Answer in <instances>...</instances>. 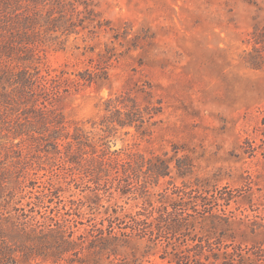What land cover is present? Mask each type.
<instances>
[{
  "label": "rangeland",
  "instance_id": "obj_1",
  "mask_svg": "<svg viewBox=\"0 0 264 264\" xmlns=\"http://www.w3.org/2000/svg\"><path fill=\"white\" fill-rule=\"evenodd\" d=\"M128 113L134 127L121 126ZM52 117L89 132L83 161L71 162L66 141L59 154L44 129ZM108 152L113 168L167 159L189 168L187 181L232 192L217 234L264 245V0H0V243L10 264H170L135 238L98 253L51 247L52 225L87 243L85 230L115 205L138 211L182 184L174 172L149 194L123 196L112 171L98 200L83 166L113 164ZM211 227L200 223L196 238Z\"/></svg>",
  "mask_w": 264,
  "mask_h": 264
},
{
  "label": "trees",
  "instance_id": "obj_2",
  "mask_svg": "<svg viewBox=\"0 0 264 264\" xmlns=\"http://www.w3.org/2000/svg\"><path fill=\"white\" fill-rule=\"evenodd\" d=\"M134 117L133 114H126L121 126L134 127ZM61 120L62 118L56 117L43 120L44 129L50 132L52 143L58 147V151H60L59 141H66L65 148L68 158L73 163H79L85 155H88L82 153L81 150L90 147L89 132L81 127H75L71 132V126ZM48 124L55 126L48 129ZM92 152H89L92 156L91 160L96 159L95 155H99L97 152ZM61 153L60 151L59 154ZM116 155L118 154L108 152L103 156L114 160L113 164L108 165L100 161L93 166V169L86 165L83 166L85 177H91L89 180L94 184L92 188L97 191L98 200H101L99 192L102 191L103 178L108 177V173L112 171L116 174L115 180L118 178L115 189L117 188L123 196L130 193L149 194L150 186H159L161 180L170 177L174 172L182 179V184L170 183L172 186L165 188L166 192L160 194V199L156 202L144 200L138 211L126 212L122 207L115 205L113 212L105 218L107 224L104 219L102 222H96L90 230H85L83 234H88L92 238L90 242H87L88 244L77 243L74 239L67 240L59 226L58 228L50 226L48 229V235L52 239L50 245L59 252V255L69 253L78 255L82 250L89 253L104 252L121 241L126 242L127 239L135 238L142 241L146 249L150 250L153 247L157 249L158 251L152 254L170 264H208L211 262L264 264V245L248 247L241 244L236 245L234 242L229 243L228 239L234 241L231 236L225 238L224 235H218L215 230L216 226L220 225L218 222L220 213L227 222L231 220L232 216L226 208L236 201L232 192H228L225 196L224 190L206 186L202 180L187 181L190 170L184 168L181 162L172 164L171 160L140 155L136 158L129 157L127 164L122 165L120 169ZM116 163L118 166L113 168ZM105 181V183L108 182L107 179ZM71 204L74 206L73 202ZM205 222H209L215 231L211 232L209 239L203 241L196 236L200 223ZM259 226L264 227V225ZM2 233L0 230L1 240ZM213 234L216 236L211 237ZM81 240H85V237ZM29 247L26 246L28 249ZM231 247L232 250H229ZM159 249H161L160 252ZM8 250H11L9 246L1 242L0 264L11 263L6 254Z\"/></svg>",
  "mask_w": 264,
  "mask_h": 264
}]
</instances>
